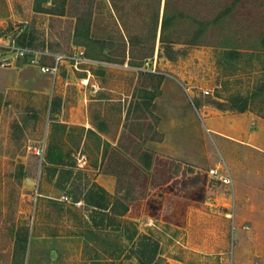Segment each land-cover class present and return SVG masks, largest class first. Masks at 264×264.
Listing matches in <instances>:
<instances>
[{
  "label": "rangeland",
  "instance_id": "1",
  "mask_svg": "<svg viewBox=\"0 0 264 264\" xmlns=\"http://www.w3.org/2000/svg\"><path fill=\"white\" fill-rule=\"evenodd\" d=\"M157 1L0 0V264H264V0Z\"/></svg>",
  "mask_w": 264,
  "mask_h": 264
},
{
  "label": "trees",
  "instance_id": "2",
  "mask_svg": "<svg viewBox=\"0 0 264 264\" xmlns=\"http://www.w3.org/2000/svg\"><path fill=\"white\" fill-rule=\"evenodd\" d=\"M160 3L161 0L157 1V15L159 13V9H160ZM170 4H169V0H165L164 1V9H163V13H162V19L160 22V35H159V42L161 44V47L164 48L165 50V56L168 59H174L176 56V51L171 47L173 41L171 40V38L168 36V34L166 33V29L168 28V26L171 24V22L174 21V17L173 16H169L167 14V10L169 8ZM222 12H217L215 17L213 18V21L216 22L221 16H222ZM121 18V17H120ZM122 19V18H121ZM158 25V16L155 22V28ZM201 30H197L195 31V33L191 36V38L189 39V41L187 43L189 44H195L196 41L198 40V38L201 35ZM129 35V34H128ZM156 39V31L152 34V41H155ZM166 48V49H165ZM216 106L219 109L222 110H238L240 112L245 110V105H231L229 107H224V105H222L221 103H216ZM91 198L94 199L95 197L99 198L96 200H93L94 203H92L91 205L94 208L100 209V210H107L108 206L105 200V190L102 187H99V192L97 191L94 192L93 190H91ZM144 245L146 246L144 251H142V257L141 258H145L146 259V263H150L154 260L155 254H156V245L157 243L153 242V243H149L146 242L144 243ZM147 248L149 251H147Z\"/></svg>",
  "mask_w": 264,
  "mask_h": 264
},
{
  "label": "built area",
  "instance_id": "3",
  "mask_svg": "<svg viewBox=\"0 0 264 264\" xmlns=\"http://www.w3.org/2000/svg\"><path fill=\"white\" fill-rule=\"evenodd\" d=\"M74 48V47H73ZM12 49H14V51L19 54V55H30L29 57V61L31 63H36L39 66V70L42 73H50V74H57L59 71V68L62 66V64L66 61H70L72 60L74 63V67H76V65L83 60L82 59V55L83 52L82 51H77L73 52L72 55L70 54H66V53H62V52H55V53H49L48 51H44L42 52L44 55H51L52 57V63L51 65H47L45 63H40L39 59L36 57V55H38V52L31 50L29 48L26 47H19L16 46L14 43L12 45ZM75 49V48H74ZM148 63V62H147ZM204 94H209V90H203ZM37 153L39 151H36ZM211 176L213 178H216L217 180H220L221 182L225 183V184H232V179L229 176V174H221L218 172V169H214L212 168L210 170ZM62 199H67L66 196H64Z\"/></svg>",
  "mask_w": 264,
  "mask_h": 264
},
{
  "label": "crops",
  "instance_id": "4",
  "mask_svg": "<svg viewBox=\"0 0 264 264\" xmlns=\"http://www.w3.org/2000/svg\"><path fill=\"white\" fill-rule=\"evenodd\" d=\"M216 114V113H214ZM225 117H227L228 119L233 117L232 115H224ZM214 118H217V117H207L206 119L209 120V121H212L213 125H216L217 128H214L213 131L218 133L219 135L221 136H224V137H230V138H235V139H240L238 135V130L239 128H231L230 126H227L225 123L223 124H216L217 122L214 120ZM252 123H256L258 125H260L261 127H264V120L258 118V117H254V119H250ZM229 123V122H228ZM81 124H84V122L82 121Z\"/></svg>",
  "mask_w": 264,
  "mask_h": 264
}]
</instances>
